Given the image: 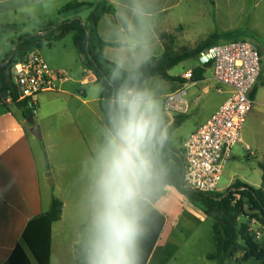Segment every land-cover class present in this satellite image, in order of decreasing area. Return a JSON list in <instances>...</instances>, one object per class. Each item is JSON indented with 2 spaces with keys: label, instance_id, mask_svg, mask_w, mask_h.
I'll list each match as a JSON object with an SVG mask.
<instances>
[{
  "label": "crops",
  "instance_id": "obj_1",
  "mask_svg": "<svg viewBox=\"0 0 264 264\" xmlns=\"http://www.w3.org/2000/svg\"><path fill=\"white\" fill-rule=\"evenodd\" d=\"M70 1L0 0V29L11 25L14 28L12 39H16L12 40L14 43L23 35L39 32L48 21L62 22L75 17L86 20L93 8L60 12ZM78 1L97 3L100 0ZM105 1L114 12L105 14L98 24V34L104 43L100 53L104 59L126 70L139 67L151 57H161L165 51L166 33H175L178 47L188 50L196 49L214 34L219 35L218 41L228 40L227 33L264 38V0ZM137 6L147 14L145 24L134 14ZM9 15L12 18L5 21L4 17ZM35 18L41 20L39 30L29 33L25 21ZM3 51L4 48L0 47V65L5 63L12 50ZM72 65L66 68L53 66L54 70L66 72L68 78L58 83L56 91L42 93L39 97L34 120L40 126L42 140L30 132L32 126L25 117L29 111L13 102L11 96L3 98L1 91L6 89L0 87V264L9 259L18 244L25 248L33 264H37L23 241V233L30 220L50 209L53 198L63 202V213L62 218L52 225L50 264H83L80 249L87 250L92 218V162L107 126L100 102L102 89L97 88L100 84L96 76L84 66L80 55ZM195 68L209 69L213 76L209 66L201 67L199 63L186 71ZM7 73L14 88L11 68ZM183 74L174 90L185 83ZM191 89L188 98L190 111L199 106L198 93L208 94L215 89V84L206 80L205 72L204 78L195 81ZM231 91L228 86L222 87L218 93L224 95L223 101L202 115L187 137L180 139L178 150L182 151L188 137L215 113ZM188 120L185 119L178 128ZM172 145L175 146L173 142ZM249 152L253 154L251 149ZM263 157L264 152L259 166L264 164ZM255 188L264 190V181ZM151 206L162 213L166 221L148 264H171L173 261L175 264H219L208 258L217 250L213 231L211 241L215 250H202L197 257L194 253L186 254L190 241L183 234L189 232L188 236L192 235L211 220L200 207L190 203L172 186H166L163 195ZM256 226L259 229L260 222L253 220L250 230ZM242 257L243 253H238L225 264H264L256 259L242 261Z\"/></svg>",
  "mask_w": 264,
  "mask_h": 264
},
{
  "label": "trees",
  "instance_id": "obj_2",
  "mask_svg": "<svg viewBox=\"0 0 264 264\" xmlns=\"http://www.w3.org/2000/svg\"><path fill=\"white\" fill-rule=\"evenodd\" d=\"M86 7L93 8L86 20L75 17L62 22L48 21L39 32L23 35L15 41L13 43L15 49L9 53L5 63L0 65L1 89L9 90L12 98L16 99L14 88L9 82L11 76L7 73L12 65L19 62L28 49L32 47L39 49L43 45L52 46L72 33L74 44L84 66L93 72L101 86V108L105 115L106 126H108L110 101L122 85L131 82L145 89L144 83L153 77L181 81L180 77L171 76L169 70L217 44L220 38L218 34H214L196 49H183L181 53H175L169 45H166L161 57H151L139 67L126 70L104 59L100 53L104 43L98 34V24L105 14L114 12L105 0L97 3L72 0L65 4L60 12L78 11ZM225 36L228 39L237 37L233 33H227ZM205 72V68H195L193 81L202 80ZM129 77H133L134 80L129 81ZM257 91L258 87L255 86L252 92L253 98ZM17 104L23 107L22 104ZM157 114L161 129L166 134L169 119L161 112ZM30 115H32L31 112L25 113L26 118ZM187 117L188 115L176 116L174 127L180 126ZM44 152L47 159V153L45 150ZM154 158L155 178L149 186L145 204L144 231L138 243V264H148V259L164 227L165 216L153 208L151 203H155L163 195L166 186L176 188L190 203L200 207L208 217L214 219L212 238L217 250L216 253L208 256L209 259L225 264L238 253H243L242 261L249 259L264 261V247L255 241L250 230V223L253 220L264 226V190L262 188H255L241 181L234 182L224 192H201L188 188L184 182L185 159L182 151L174 147L166 136L157 144ZM260 166L264 171V164ZM62 213L63 202L58 198H53L50 209L34 217L26 226L23 241L37 264H50L52 225L62 218ZM241 217L245 219L239 223ZM86 251L80 249L83 264H86ZM4 264H33V262L25 248L18 244Z\"/></svg>",
  "mask_w": 264,
  "mask_h": 264
},
{
  "label": "clouds",
  "instance_id": "obj_3",
  "mask_svg": "<svg viewBox=\"0 0 264 264\" xmlns=\"http://www.w3.org/2000/svg\"><path fill=\"white\" fill-rule=\"evenodd\" d=\"M134 14L146 23L143 8L137 6ZM164 136L152 94L135 83L122 85L110 101L109 123L92 162L86 264H138L154 152Z\"/></svg>",
  "mask_w": 264,
  "mask_h": 264
},
{
  "label": "built area",
  "instance_id": "obj_4",
  "mask_svg": "<svg viewBox=\"0 0 264 264\" xmlns=\"http://www.w3.org/2000/svg\"><path fill=\"white\" fill-rule=\"evenodd\" d=\"M201 67L213 70L215 89L223 86L232 89L227 100L215 113L185 141L182 155L185 159L184 182L190 189L201 192H218L223 171L233 158V148L242 143L241 132L248 115L254 108L252 92L262 72V55L259 48L247 40H234L215 44L197 55ZM16 99L11 100L37 115L39 97L54 92L58 83L68 78L64 71L52 69L36 47L11 67ZM185 83L168 93L163 101L162 113L168 119L190 111L188 94L194 85V71L183 74ZM249 150V146H247ZM255 241L261 243L264 233L252 230ZM264 247V241L261 243Z\"/></svg>",
  "mask_w": 264,
  "mask_h": 264
},
{
  "label": "rangeland",
  "instance_id": "obj_5",
  "mask_svg": "<svg viewBox=\"0 0 264 264\" xmlns=\"http://www.w3.org/2000/svg\"><path fill=\"white\" fill-rule=\"evenodd\" d=\"M11 18L12 15H9L4 17V20L9 21ZM60 20L61 19H59V21ZM25 22V28L27 32L33 33L39 30L38 23L41 24L40 19L35 18L31 19L30 21L27 20ZM13 30L14 28L11 25L5 26L0 29V47L4 48V53L9 52L8 50L11 51L14 48L12 40L16 39H12ZM174 37L175 33H166L164 35L166 45H169L170 48L175 51V53H181L183 49L178 47V44ZM234 40H247L254 43L259 48L262 55V72L256 84L259 89L257 95L255 96L254 108L248 115L241 132L243 142L238 143L233 148L234 155L224 168L223 175L218 186L219 192H224L236 181H244L254 187L261 186L263 183L264 174V171L259 166L261 153L264 152V38L237 36L234 39H228L226 41L222 39L218 41V43H224ZM195 45L197 47L198 44ZM39 51L51 68L56 65H60L65 68L67 66H73L72 61H77L79 59V53L74 44L72 33L65 36L61 41L55 42L52 46L43 45L41 48H39ZM197 64L198 61L196 58H190L174 66L169 71V73L173 75V77H181L180 75H182L187 69L192 68ZM73 74L74 73H72V75ZM207 79H210V83L215 82L209 69L206 71V80ZM176 83L177 81L167 80L161 77H153L144 83L145 89L152 94L154 100L156 101L157 112L162 113L164 98L167 93L174 91ZM220 87L222 88L224 86L221 85ZM97 88L101 90L100 85H98ZM192 91V89L189 91L188 98L191 97L190 94ZM197 96H199V106H194L191 109L187 117L189 120L184 126H182L181 128L174 127L175 118L172 120H168L165 136L169 139L171 138V141L174 143L176 148L181 144L180 139L187 137V134L190 132V130H192V128H194L197 121L202 117V115L209 112V110L215 104H218L220 101L222 102L224 99V95L218 93L216 89L212 90L208 94H206L205 92H199ZM247 146L250 147L253 154H251L249 150H247ZM210 219L211 220L205 222L196 231H194L192 235L188 236L189 232L183 234L184 237H188L190 241V248L186 249V254L192 255L194 253L195 257H197L198 254L200 255L202 250L203 252L204 250L205 252L215 250V246L211 241L214 219ZM244 219V217H241L239 219V223L243 222ZM257 227L258 226H256V229H258ZM259 229H261L262 231L264 230L261 223ZM263 241L264 239L261 240V243ZM255 263L256 262H251V264ZM171 264H175V262L173 261Z\"/></svg>",
  "mask_w": 264,
  "mask_h": 264
},
{
  "label": "water",
  "instance_id": "obj_6",
  "mask_svg": "<svg viewBox=\"0 0 264 264\" xmlns=\"http://www.w3.org/2000/svg\"><path fill=\"white\" fill-rule=\"evenodd\" d=\"M15 49V48H14ZM12 94L10 92H8L7 90H2L1 91V96L3 98H7L10 97ZM28 123L32 126L30 129V132L32 133V135H34L37 139L42 140V133H41V129L40 126L35 124V120L34 117L32 115H30L27 118Z\"/></svg>",
  "mask_w": 264,
  "mask_h": 264
}]
</instances>
